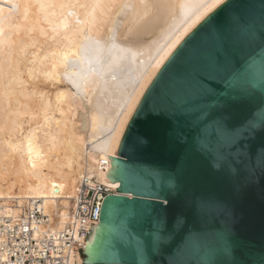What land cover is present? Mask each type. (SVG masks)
<instances>
[{
    "label": "water",
    "instance_id": "obj_1",
    "mask_svg": "<svg viewBox=\"0 0 264 264\" xmlns=\"http://www.w3.org/2000/svg\"><path fill=\"white\" fill-rule=\"evenodd\" d=\"M96 146L82 262L264 264V0H138Z\"/></svg>",
    "mask_w": 264,
    "mask_h": 264
},
{
    "label": "bare ground",
    "instance_id": "obj_2",
    "mask_svg": "<svg viewBox=\"0 0 264 264\" xmlns=\"http://www.w3.org/2000/svg\"><path fill=\"white\" fill-rule=\"evenodd\" d=\"M137 2L0 0L1 200L40 199L63 228L79 180L109 182L113 154L96 146L97 127Z\"/></svg>",
    "mask_w": 264,
    "mask_h": 264
},
{
    "label": "built area",
    "instance_id": "obj_3",
    "mask_svg": "<svg viewBox=\"0 0 264 264\" xmlns=\"http://www.w3.org/2000/svg\"><path fill=\"white\" fill-rule=\"evenodd\" d=\"M108 165V159L99 162L104 170ZM107 188L108 183L83 176L63 228L40 199H0V264H76L70 254L84 255L92 223L100 221L105 198L114 192Z\"/></svg>",
    "mask_w": 264,
    "mask_h": 264
},
{
    "label": "snow or ice",
    "instance_id": "obj_4",
    "mask_svg": "<svg viewBox=\"0 0 264 264\" xmlns=\"http://www.w3.org/2000/svg\"><path fill=\"white\" fill-rule=\"evenodd\" d=\"M193 35H195V34H193ZM185 43H188V42L186 41ZM183 53H184V48H183V46H182L180 49L177 50L176 53L173 54V58H172V60H175V59L178 58L179 56L183 55ZM171 62H172V61H170V63H171ZM162 76H163V71L161 72V77H162ZM161 77H158L157 80L154 82V84H153V88H156V87L159 85ZM159 111L164 112L165 109H164L163 107H161V108L159 109ZM142 142H143V141H142Z\"/></svg>",
    "mask_w": 264,
    "mask_h": 264
}]
</instances>
